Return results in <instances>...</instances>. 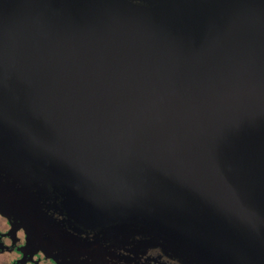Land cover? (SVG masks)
Segmentation results:
<instances>
[{"label":"water","instance_id":"water-1","mask_svg":"<svg viewBox=\"0 0 264 264\" xmlns=\"http://www.w3.org/2000/svg\"><path fill=\"white\" fill-rule=\"evenodd\" d=\"M0 215L55 264H264V0H0Z\"/></svg>","mask_w":264,"mask_h":264},{"label":"flooded vegetation","instance_id":"flooded-vegetation-1","mask_svg":"<svg viewBox=\"0 0 264 264\" xmlns=\"http://www.w3.org/2000/svg\"><path fill=\"white\" fill-rule=\"evenodd\" d=\"M160 257L158 251L149 252L140 264H174ZM0 264H55L41 252L26 248V236L17 224L0 215Z\"/></svg>","mask_w":264,"mask_h":264}]
</instances>
